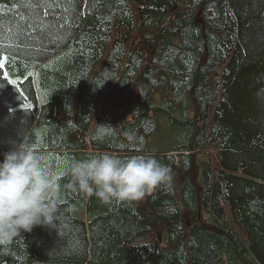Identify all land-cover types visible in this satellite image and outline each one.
<instances>
[{
    "label": "trees",
    "instance_id": "1",
    "mask_svg": "<svg viewBox=\"0 0 264 264\" xmlns=\"http://www.w3.org/2000/svg\"><path fill=\"white\" fill-rule=\"evenodd\" d=\"M22 143L56 213L0 264H264V0H0V160ZM104 153L153 155L171 185L67 186Z\"/></svg>",
    "mask_w": 264,
    "mask_h": 264
},
{
    "label": "clouds",
    "instance_id": "2",
    "mask_svg": "<svg viewBox=\"0 0 264 264\" xmlns=\"http://www.w3.org/2000/svg\"><path fill=\"white\" fill-rule=\"evenodd\" d=\"M127 138L135 140L133 135ZM70 176L69 188L105 204L142 200L157 188L170 186L173 179L170 169L153 155L110 153L73 162ZM58 179L42 170L23 143L4 154L0 160V245L11 243L21 230L53 225L56 212L50 197Z\"/></svg>",
    "mask_w": 264,
    "mask_h": 264
},
{
    "label": "water",
    "instance_id": "3",
    "mask_svg": "<svg viewBox=\"0 0 264 264\" xmlns=\"http://www.w3.org/2000/svg\"><path fill=\"white\" fill-rule=\"evenodd\" d=\"M161 238V237H160Z\"/></svg>",
    "mask_w": 264,
    "mask_h": 264
}]
</instances>
